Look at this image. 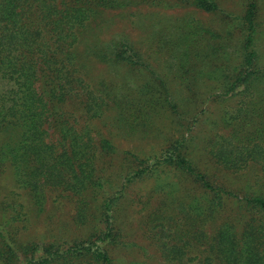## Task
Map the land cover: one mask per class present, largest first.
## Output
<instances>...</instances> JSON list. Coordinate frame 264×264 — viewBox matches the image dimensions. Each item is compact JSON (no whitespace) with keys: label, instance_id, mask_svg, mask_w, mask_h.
Here are the masks:
<instances>
[{"label":"trees","instance_id":"trees-1","mask_svg":"<svg viewBox=\"0 0 264 264\" xmlns=\"http://www.w3.org/2000/svg\"><path fill=\"white\" fill-rule=\"evenodd\" d=\"M260 1L243 0L240 14L225 15L216 29L190 15L155 12L154 22L138 16L144 30L138 47L123 34L104 39L106 15L164 1L0 0V80L9 86L0 92V171L11 170L37 211L46 201L44 188L69 196L75 222L87 232L40 245L14 240L0 224V264H116L111 251L122 243L120 205L133 185L147 182L153 187L145 208L158 193L144 223L147 239L166 264H264V190L240 196L212 179L193 158L191 136L205 107L223 105L209 114L202 152L227 171L257 165L264 173ZM173 4L219 11L215 0ZM151 48L156 56L148 54ZM160 59L168 63L164 77L150 63ZM89 61L129 69L141 82L130 98L118 99L113 84L97 90L89 84ZM112 107L132 128L165 116L176 136L152 155L124 152L120 162L106 161L116 147L99 133L91 136L90 120Z\"/></svg>","mask_w":264,"mask_h":264},{"label":"rangeland","instance_id":"rangeland-1","mask_svg":"<svg viewBox=\"0 0 264 264\" xmlns=\"http://www.w3.org/2000/svg\"><path fill=\"white\" fill-rule=\"evenodd\" d=\"M161 1H164L165 4L157 7L142 4L144 6L138 8L133 7L124 11L109 12L106 15L109 21L108 24L103 28L100 26L102 37L109 39L115 34H123L128 36L136 45L138 44L139 47V44L144 42V30L142 29L143 23L138 24L139 20L136 19L138 16L143 20L148 15V19L154 22L155 17H153V14L155 12L168 17L190 15L204 26L216 29L224 23L223 17L225 15H239L243 6V0H215L219 11L216 14H209L195 8H182L180 7L181 4L180 6L174 5L173 2L177 0ZM170 5L173 7H168ZM259 8L260 35L258 37L257 52L259 53L260 63L264 67V0L260 1ZM154 33L155 31H153ZM156 52L155 48H151L148 54L156 56ZM165 62L163 60L150 62L152 69L155 70L154 72L161 77H164V74L167 73L168 63ZM85 66L86 77L90 81L89 84L96 90L98 85L104 84L106 87L112 88L111 84H113L118 89L116 96L118 99H123L126 95L130 98L131 90L139 85L136 83H140L141 80L139 79L142 78V75L136 76V72L132 74L129 69L109 67L94 61L87 62ZM8 88L6 82L0 80V92H4ZM178 88L175 87L174 90H178ZM182 91L185 94L188 93L186 89H182ZM204 91L205 89L200 87L198 95H203ZM175 94L176 98L174 100H178L180 96L177 93ZM202 97L205 98L206 94ZM116 107L106 109L100 119L90 120L92 124L90 125L91 136L95 139L97 138L96 133H99L110 139L116 147L117 154L106 161H111V163L120 162L124 158V152H131L138 156L152 155L166 146L176 136L173 129L175 127H173V124L170 126L169 120L165 116L163 118L157 117L150 124L146 122L143 126L132 128L131 125H128L129 123H123L117 119L118 109ZM208 107L209 109L205 107L208 110L207 113L205 112L207 115L203 113L201 123L192 130L193 135L191 134V136L195 146L194 160L211 175L212 179L235 194L242 196L248 190L249 192L257 189L264 190V173L259 166L251 165V167L249 166L242 171L230 172L212 163L202 152V148L206 144V137L204 136L212 128L211 118L213 116L209 114L221 109L223 105L216 107L208 105ZM174 117L176 120L180 116ZM189 119L190 116L186 117L187 121ZM187 121L183 124L185 125ZM80 122H83V119H80ZM187 126H190V123ZM3 140L4 135L0 134V143ZM151 187H153L152 182L133 185L127 191V198L120 205L117 223L122 229V243L111 251V256L115 259L116 264H166L157 248L147 239L146 224H144L146 217L152 210L150 207L155 205L154 198L156 199L158 196V193H154V198L150 200V207L146 206L145 208L142 202L147 201V193L151 190ZM44 191L46 201L42 211H37L32 207L25 193L18 190L14 185L11 170L6 168L0 171V224L7 227L13 239L41 245L53 242L68 243L85 237L86 229L79 227L75 222L72 199L65 194L49 191L48 188H44ZM13 192L16 194H13ZM159 194L161 195V193ZM19 204L23 208L19 207Z\"/></svg>","mask_w":264,"mask_h":264}]
</instances>
